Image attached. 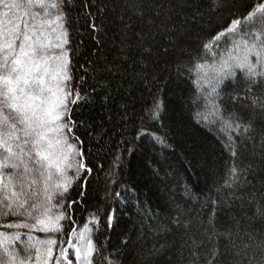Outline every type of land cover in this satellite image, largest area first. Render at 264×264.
<instances>
[{
    "label": "trees",
    "instance_id": "obj_1",
    "mask_svg": "<svg viewBox=\"0 0 264 264\" xmlns=\"http://www.w3.org/2000/svg\"><path fill=\"white\" fill-rule=\"evenodd\" d=\"M257 4L264 0H67L71 87L88 98L72 106L83 152L75 158L92 172L83 197L73 184L75 224L59 221L58 240L78 243L69 229L79 234L87 223L99 249L93 264H264V82L245 94L238 72L219 86L223 115L251 125L232 142L203 98L213 95L215 67L203 44ZM157 97L163 110L152 120ZM233 162L239 178L228 187ZM73 251L68 259L78 264Z\"/></svg>",
    "mask_w": 264,
    "mask_h": 264
},
{
    "label": "snow or ice",
    "instance_id": "obj_2",
    "mask_svg": "<svg viewBox=\"0 0 264 264\" xmlns=\"http://www.w3.org/2000/svg\"><path fill=\"white\" fill-rule=\"evenodd\" d=\"M66 3L67 0H0V220L8 216L23 218L0 223V228L27 229L0 231V264H51L57 247L55 264H73L68 259V248L74 250L78 264H93L94 254L99 252L92 239L93 228L87 223L79 234L75 227L69 229V235L76 236L78 243L56 238L64 231L59 221L75 224L73 205H79L80 200L68 199L73 184L79 182V196L83 197L87 176L92 172L82 159L75 158L83 157V152L77 146L82 141L72 132L76 126L71 119L72 106L86 103L88 98L71 87ZM203 50L211 55L215 66L213 95L211 99L203 98L206 105L214 107L221 131L232 142V133L247 134L251 125L223 115L218 88L225 80L234 81L238 72L249 85L241 89L245 94L251 91V85L264 82V4L250 10L243 23L233 19L203 44ZM204 67L197 62L196 68ZM194 83L199 93V80ZM162 110L163 101L157 97L148 109L149 118L158 120ZM231 155L235 157L236 152L233 150ZM238 172L233 162L225 181L228 187L238 180ZM90 216L99 230L98 214ZM115 218L112 209L105 220L109 228ZM34 231L45 233V238L33 236ZM107 264H112L111 260Z\"/></svg>",
    "mask_w": 264,
    "mask_h": 264
}]
</instances>
